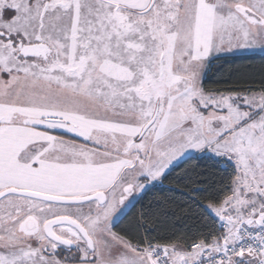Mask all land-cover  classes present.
I'll return each mask as SVG.
<instances>
[{"label":"snow or ice","instance_id":"6c2138e0","mask_svg":"<svg viewBox=\"0 0 264 264\" xmlns=\"http://www.w3.org/2000/svg\"><path fill=\"white\" fill-rule=\"evenodd\" d=\"M254 47L264 0H0V264H264V66L204 85Z\"/></svg>","mask_w":264,"mask_h":264},{"label":"trees","instance_id":"16d2710c","mask_svg":"<svg viewBox=\"0 0 264 264\" xmlns=\"http://www.w3.org/2000/svg\"><path fill=\"white\" fill-rule=\"evenodd\" d=\"M262 66H264V54L251 53L217 56L209 64L208 71L204 77V85L208 89L219 88L221 90H227L233 88L234 84L242 76H254L258 82L260 68ZM226 167V165L218 161L206 160L203 158H186L169 171L154 187L150 188V190L143 195L141 202L136 203L135 207L127 212V215L118 220L116 223L117 230L122 227H127L134 221V217L139 213L142 204H147L149 201L169 199L177 202L183 201L185 199L181 190L183 182H181V185L178 187L176 180L177 175L183 171L191 169H208L218 175H223L225 174ZM190 174L195 178L194 173ZM204 217L207 219L208 214L204 213ZM186 223L187 221L185 219H175L173 223L169 225V230L173 224L176 229H182L185 227Z\"/></svg>","mask_w":264,"mask_h":264},{"label":"rangeland","instance_id":"374dc122","mask_svg":"<svg viewBox=\"0 0 264 264\" xmlns=\"http://www.w3.org/2000/svg\"><path fill=\"white\" fill-rule=\"evenodd\" d=\"M246 49H248L249 51L251 50V49H249V48H246ZM233 51V50H232ZM239 51H243V49H240ZM245 51H247V50H245ZM252 51H259L258 50V48H254V50H252ZM227 53H231V51H225V52H223V53H220V54H214V57H217V56H220V55H226ZM214 59V58H213ZM213 59H211V61L213 60ZM208 68H209V66H208ZM208 68L206 69V71H205V74H204V77H205V75H206V73H207V71H208ZM55 134H57V135H60V134H63V135H65L66 136V138H70V134H64V133H61V132H57V133H55ZM186 158H181V160H179V161H177V162H175L174 163V166L169 170V171H171L175 166H177L179 163H181L183 160H185ZM160 182V181H159ZM157 183V182H156ZM127 211V210H126ZM120 218H118V220H119Z\"/></svg>","mask_w":264,"mask_h":264},{"label":"crops","instance_id":"0c3cea01","mask_svg":"<svg viewBox=\"0 0 264 264\" xmlns=\"http://www.w3.org/2000/svg\"><path fill=\"white\" fill-rule=\"evenodd\" d=\"M254 48H258L259 51H252V50H254ZM254 48H249V49H251L250 51L248 49H243V51H239L240 49H235V50L231 51V53H227L226 55H239V54H251V53L264 54V48H260V47H254ZM245 50H247V51H245ZM220 56H223V55H220Z\"/></svg>","mask_w":264,"mask_h":264}]
</instances>
